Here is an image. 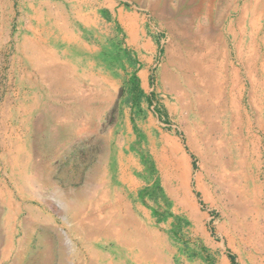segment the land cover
I'll return each instance as SVG.
<instances>
[{"label": "rangeland", "instance_id": "1", "mask_svg": "<svg viewBox=\"0 0 264 264\" xmlns=\"http://www.w3.org/2000/svg\"><path fill=\"white\" fill-rule=\"evenodd\" d=\"M17 34L67 48L66 92ZM263 55L264 0H0V264H264Z\"/></svg>", "mask_w": 264, "mask_h": 264}, {"label": "crops", "instance_id": "2", "mask_svg": "<svg viewBox=\"0 0 264 264\" xmlns=\"http://www.w3.org/2000/svg\"><path fill=\"white\" fill-rule=\"evenodd\" d=\"M65 37L63 44L72 42V34ZM16 49L19 75L24 79L31 76L35 79L34 94L40 101L52 100V96L57 91L61 94L66 92L67 86L71 84L73 66L71 53L67 51V48L62 50L52 46L49 37L17 34ZM67 68H69L68 71ZM52 116L59 117L57 113ZM142 252L144 254L143 249ZM134 261L138 262L137 258ZM139 264H146V262L141 261Z\"/></svg>", "mask_w": 264, "mask_h": 264}, {"label": "bare ground", "instance_id": "3", "mask_svg": "<svg viewBox=\"0 0 264 264\" xmlns=\"http://www.w3.org/2000/svg\"><path fill=\"white\" fill-rule=\"evenodd\" d=\"M194 53V52H193ZM199 53V52H198ZM191 54V53H190ZM196 54V53H195ZM192 55V54H191ZM207 55V54H206ZM186 56V55H185ZM184 57V56H183ZM188 57V56H187ZM191 58H193V57H191ZM202 59V58H201ZM188 60V59H187ZM186 60V61H187ZM201 61V60H200ZM208 61V60H207ZM188 63V62H187ZM203 63V62H202ZM213 63V62H212ZM177 64V63H176ZM186 64V63H185ZM209 65V64H208ZM180 66V65H179ZM187 66V65H186ZM203 66V65H202ZM183 67V66H182ZM186 68V67H185ZM200 68V67H199ZM223 69V68H222ZM225 69V68H224ZM196 70V69H195ZM194 70V71H195ZM199 70V69H198ZM217 70V69H216ZM182 72V71H181ZM188 72V71H187ZM193 72V71H192ZM201 73V72H200ZM203 73V72H202ZM209 73V72H208ZM214 73V72H213ZM195 74V73H194ZM211 74V73H210ZM187 75V74H186ZM189 75V74H188ZM199 75H201V74H199ZM213 75V74H212ZM184 76V75H183ZM190 76V75H189ZM192 76V75H191ZM202 78H203V76H202ZM192 79H193V77H192ZM211 79V78H210ZM223 79H224V77H223ZM175 80V79H174ZM182 80V79H181ZM200 80H202V79H200ZM205 80H207V78L206 79H204V81ZM220 79H218V81H219ZM177 81V80H176ZM213 82H215V81H213ZM180 83V82H179ZM183 83V82H182ZM222 83V82H221ZM204 84V83H203ZM209 84H211V82L209 83ZM209 84L207 83L206 84V86H209ZM223 84V83H222ZM183 85V84H182ZM192 85H193V83H192ZM212 85V84H211ZM210 85V86H211ZM221 85V84H220ZM212 86H214L215 88V90H216V86L215 85H212ZM211 86V87H212ZM198 87V86H197ZM196 87V88H197ZM187 88V87H186ZM176 89V88H175ZM178 89V88H177ZM218 89V88H217ZM172 91V90H171ZM176 91V90H175ZM217 91H219V90H217ZM216 91V92H217ZM180 92V91H179ZM182 92V91H181ZM193 92V91H192ZM197 92V91H196ZM209 92H211L210 90H209ZM224 92V91H223ZM198 93H199V91H198ZM212 93V92H211ZM214 93V92H213ZM219 93H220V91H219ZM185 94V93H184ZM187 94H188V92H187ZM207 94V93H206ZM215 94V93H214ZM189 95V94H188ZM209 96V95H208ZM198 97V96H197ZM190 98V97H189ZM195 98V97H194ZM205 98V97H204ZM208 98V97H207ZM202 99H203V97H202ZM196 100V99H195ZM199 100V99H198ZM208 103V102H207ZM204 104V103H203ZM206 104V103H205ZM169 105V104H168ZM184 105V104H183ZM198 106H199V104H198ZM202 107V106H201ZM208 107V106H207ZM185 108V107H184ZM209 109V108H208ZM203 110V109H202ZM203 112V111H202ZM202 112H200V114L202 113ZM213 115V114H212ZM216 115V114H215ZM207 116V115H206ZM205 116V117H206ZM212 117V116H211ZM213 118V117H212ZM218 119V118H217ZM211 120V119H210ZM214 120V119H213ZM216 121V119L213 121V122H215ZM210 124V123H209ZM215 124V123H214ZM217 125V124H216ZM212 125H210V127H211ZM218 127V126H217ZM212 128V127H211ZM213 141V140H212ZM210 142V141H209ZM217 143V142H216ZM215 143V144H216ZM191 144V143H190ZM212 144V143H211ZM217 144H219V143H217ZM208 146V145H207ZM215 147H216V145H215ZM184 148V147H183ZM210 148V147H209ZM224 148H226V147H224ZM213 149V148H212ZM210 150V152H211V149H209ZM215 155H216V153H215ZM176 157V156H175ZM174 158V157H173ZM246 160V159H245ZM244 160V161H245ZM214 161V160H213ZM216 161V160H215ZM231 161V160H230ZM118 163V162H117ZM217 163V162H216ZM211 164V163H210ZM220 164V163H219ZM222 164V163H221ZM242 164V163H241ZM241 164L239 165V166H241ZM209 165V164H208ZM229 165V164H228ZM236 165V164H235ZM117 166V165H116ZM124 166H126V165H124ZM213 166V165H212ZM214 166H217V165H214ZM234 166V165H233ZM220 167V166H219ZM242 167V166H241ZM117 168V167H116ZM126 168V167H125ZM221 169V168H220ZM224 169V168H223ZM27 170V169H26ZM235 170V169H234ZM233 170V171H234ZM246 170V169H245ZM232 171V170H231ZM230 171V173H233V171L231 172ZM118 172V171H117ZM125 172V171H124ZM218 172H220V171H218ZM229 172V171H228ZM236 172V171H235ZM234 172V173H235ZM245 172V171H244ZM221 173V172H220ZM193 174V173H192ZM225 174V173H224ZM228 174V173H227ZM123 175V174H122ZM124 175H126V174H124ZM232 175V174H231ZM226 176V175H225ZM135 177V176H134ZM119 178V177H118ZM125 178V177H124ZM131 178V177H130ZM181 180H182V182H183V188L187 191L188 190V173L187 172H185V173H183V174H181ZM249 176H247L246 174H243V173H240V175L238 174V175H235L234 176V179H238L239 181L241 180V179H243V185H242V188H245L246 186H247V181L249 180ZM226 179V178H225ZM34 180V179H33ZM166 180V179H165ZM193 180V179H192ZM221 180V179H220ZM219 180V181H220ZM254 180V179H253ZM108 181V180H107ZM121 181V180H120ZM119 181V182H120ZM131 181H132V179H131ZM135 180H133V182H134ZM167 181V180H166ZM218 181V180H217ZM231 181V180H230ZM127 182V181H126ZM226 182V181H225ZM253 182H255V181H253ZM191 183V182H190ZM214 183V182H213ZM228 183V182H227ZM121 184H123V183H121ZM129 184V183H128ZM137 184V183H136ZM135 184V185H136ZM233 184V183H232ZM236 184H238V181H237V183ZM111 185H113V184H111ZM104 186V185H103ZM110 186V185H109ZM125 186V185H124ZM171 187V186H170ZM212 187V186H211ZM228 187V186H227ZM237 187V186H236ZM240 187V186H239ZM238 187V188H239ZM119 188V187H118ZM117 188V190H119ZM134 188V187H133ZM133 188H132V190H133ZM190 188V187H189ZM192 188V187H191ZM241 188V189H242ZM261 189V186H260V184L259 185H257L256 183H255V187L251 190L252 191V195H253V199H254V201L256 202V204H258V199H257V195H258V193L260 192V189ZM107 190H109L108 188H106ZM172 189V188H171ZM194 189V188H193ZM192 189V190H193ZM102 190H103V188H102ZM113 190V189H112ZM129 190V189H128ZM190 190V189H189ZM121 191V190H120ZM131 191V190H130ZM169 191H171V190H169ZM176 191V190H175ZM239 191H241L240 189H239ZM244 191V190H243ZM126 192V191H125ZM177 192V191H176ZM245 192V191H244ZM250 192V191H249ZM108 193V192H107ZM181 193V192H180ZM230 193V192H229ZM237 194V193H236ZM248 194V193H247ZM103 195V194H102ZM120 195V194H119ZM137 195V194H136ZM113 196V195H112ZM175 196V195H174ZM234 196V195H233ZM246 196V195H245ZM118 197V196H117ZM178 197V196H177ZM112 198V197H111ZM236 198V197H235ZM114 199V198H113ZM113 199H111V200H113ZM120 199H121V197H120ZM110 200V199H109ZM117 200V199H116ZM122 200V199H121ZM239 200V199H238ZM245 200H246V198H245ZM72 201V200H71ZM132 201V200H131ZM134 201V200H133ZM236 201H237V199H236ZM247 201V200H246ZM249 201V200H248ZM251 201H252V199H251ZM250 201V202H251ZM109 202V201H108ZM107 202V203H108ZM117 202V201H116ZM115 202V203H116ZM122 202H123V200H122ZM81 203H83L84 204V202H81ZM102 204H103V202H101ZM111 203V202H110ZM125 203V202H124ZM147 203V202H146ZM91 204V203H90ZM105 204V203H104ZM128 204H130V203H128ZM106 205V204H105ZM104 205V206H105ZM140 205V204H139ZM149 205V204H148ZM248 205V204H247ZM251 205V204H250ZM71 206H73V205H71ZM238 206V205H237ZM97 207V206H96ZM124 207V206H123ZM140 207V206H139ZM250 207V206H249ZM261 207V206H260ZM78 208V207H77ZM85 208V207H84ZM111 208V207H110ZM128 208V207H127ZM181 208V207H180ZM85 209H87V208H85ZM98 209V208H97ZM117 209H118V207H117ZM135 209V208H134ZM88 210V209H87ZM114 210H116V209H114ZM114 210H112V211H114ZM238 210V209H237ZM240 210V209H239ZM69 211V210H68ZM76 211V210H75ZM95 211V210H94ZM99 211V210H98ZM109 211V210H108ZM198 211V210H197ZM87 212H89V211H87ZM92 212V211H91ZM142 212V211H141ZM150 212V211H149ZM104 213H106V212H104ZM131 213V212H130ZM58 214V213H57ZM71 214V213H70ZM87 214V213H86ZM102 214H103V212H102ZM108 214H110V213H108ZM114 214V213H113ZM119 214V213H118ZM124 214V213H123ZM138 214V213H137ZM142 214V213H141ZM240 214V213H239ZM111 215V214H110ZM94 216V215H93ZM99 216V215H98ZM140 216V215H139ZM261 216V210H256V213H255V215H254V220H253V223L252 224H259V222H258V217H260ZM241 217V216H240ZM244 217V216H243ZM242 217V218H243ZM247 217V216H246ZM89 218V217H88ZM90 218H92V217H90ZM103 218V217H102ZM111 218V217H110ZM120 218V217H119ZM127 218V217H126ZM139 218V217H138ZM241 218V219H242ZM65 219V218H64ZM129 219V218H128ZM81 220V219H80ZM83 220V219H82ZM101 220V219H100ZM105 220H107V219H105ZM112 220V219H111ZM126 220V219H125ZM133 220V219H132ZM245 220V219H244ZM97 221V220H96ZM114 221V220H113ZM149 221H151V220H149ZM148 221V222H149ZM80 222V221H79ZM106 222V221H105ZM105 222H104V224H105ZM126 222V221H125ZM236 222V221H235ZM97 224H95V225H93L90 229H88L87 228V230H89L90 232H88V233H90V235L91 236H93V237H96L97 235H102V236H104V237H106V238H108V236L109 235H111V230L109 229V228H106V227H104V225H102V223H100V222H96ZM233 223V222H232ZM124 224V223H123ZM250 224V223H249ZM78 225V224H77ZM115 225V224H114ZM118 225V224H117ZM247 226H248V224H246ZM71 226V225H70ZM73 226H74V224H73ZM80 226V225H79ZM106 226V225H105ZM125 226V225H124ZM255 226V225H254ZM257 226V225H256ZM77 227V226H76ZM143 227V226H142ZM236 227V226H235ZM259 227V226H258ZM81 228V227H80ZM79 228V229H80ZM138 228V227H137ZM141 228V227H140ZM144 228H145V226H144ZM75 229V228H74ZM133 229V228H132ZM146 229V228H145ZM127 230V229H126ZM235 230V229H234ZM240 230V229H239ZM85 231V230H84ZM113 231V230H112ZM129 231V230H128ZM141 231V230H140ZM83 232V231H82ZM121 232V231H120ZM133 232V231H132ZM236 232V231H235ZM75 233H77V231L75 232ZM81 233V232H80ZM79 233V234H80ZM127 233V232H126ZM134 233V232H133ZM139 233H141V232H139ZM154 233V232H153ZM64 234V233H63ZM121 234V233H120ZM120 234H117V236H121ZM130 234V233H129ZM246 234V233H245ZM66 236V235H65ZM81 236V235H80ZM125 236V235H124ZM143 237V236H142ZM142 237H141V239H142ZM147 237V236H146ZM83 238V237H82ZM121 238V237H120ZM119 238V239H120ZM97 239V238H96ZM95 238H94V240H96ZM135 239V238H134ZM140 239V238H139ZM138 239V240H139ZM86 240V239H85ZM115 240V239H114ZM148 240V239H147ZM70 241V240H69ZM68 241V242H69ZM93 241V240H92ZM66 242V241H65ZM67 242V243H68ZM88 242V241H87ZM90 242V241H89ZM139 242H141L140 240H139ZM154 242V241H153ZM77 243V242H76ZM85 243V242H84ZM103 243V242H102ZM115 243V242H114ZM151 243V242H150ZM71 244V243H70ZM91 244V243H90ZM105 245V244H104ZM116 245V244H115ZM115 245H113V246H115ZM91 246V245H90ZM117 246V245H116ZM91 247H93V246H91ZM118 247V246H117ZM128 247H130V244H128ZM84 248V247H83ZM122 248V247H121ZM121 248H120V250H121ZM149 248V247H148ZM78 249V248H77ZM143 249V248H142ZM89 250V249H88ZM116 250H117V248H116ZM92 251V250H91ZM114 251H115V249H114ZM126 252V251H125ZM145 252V251H144ZM91 253V252H90ZM118 253V252H117ZM137 253V252H136ZM139 253H142V251L141 252H139ZM150 253V252H149ZM119 254V253H118ZM84 255H85V253H84ZM92 255V254H91ZM120 255H122V254H120ZM126 255V254H125ZM124 255V256H125ZM83 256V255H82ZM89 256V255H88ZM93 256V255H92ZM159 256V255H158ZM104 258H105V256H103ZM122 257V256H121ZM141 257V256H140ZM172 258V257H171ZM138 259V258H137ZM174 259V258H173ZM123 260V259H122ZM175 260H176V258H175ZM86 261V260H85ZM127 261V260H126ZM46 262L44 261V264H45ZM112 263H113V261H112ZM139 263V262H138ZM88 264H98V262H96V260L94 261V260H91ZM100 264V263H99ZM122 264V263H121Z\"/></svg>", "mask_w": 264, "mask_h": 264}]
</instances>
